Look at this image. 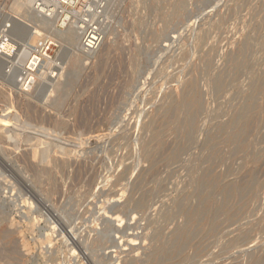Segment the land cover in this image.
I'll return each mask as SVG.
<instances>
[{"label": "rangeland", "instance_id": "374dc122", "mask_svg": "<svg viewBox=\"0 0 264 264\" xmlns=\"http://www.w3.org/2000/svg\"><path fill=\"white\" fill-rule=\"evenodd\" d=\"M109 20L54 91L0 60V264H264V0H110Z\"/></svg>", "mask_w": 264, "mask_h": 264}, {"label": "built area", "instance_id": "2783aa9c", "mask_svg": "<svg viewBox=\"0 0 264 264\" xmlns=\"http://www.w3.org/2000/svg\"><path fill=\"white\" fill-rule=\"evenodd\" d=\"M36 12L46 20L57 19L59 30L73 29L81 37L79 51L93 56L103 46L110 27V0H30ZM11 25L7 24L0 34L3 42L13 41ZM15 41V40H14ZM27 64L22 68L14 65L7 69L9 75L17 72L16 84L23 92L33 90L41 81L56 79L64 69L59 59L58 46L51 35L39 36L37 42L23 49Z\"/></svg>", "mask_w": 264, "mask_h": 264}, {"label": "bare ground", "instance_id": "6f19581e", "mask_svg": "<svg viewBox=\"0 0 264 264\" xmlns=\"http://www.w3.org/2000/svg\"><path fill=\"white\" fill-rule=\"evenodd\" d=\"M24 4V5H23ZM21 5V13H18L15 15H8L7 19L8 21H10V25L12 27L11 29V34L12 32L16 33L17 36L20 39V42L18 43V41H7V42H3L1 47H0V60L2 62H4L6 65V67H13L14 65H19L20 68H22L24 65L27 64V57H25L24 55V50L23 49H27L29 48L31 44L32 39L34 38V36H42V35H51L55 38V41L57 43V46L59 51L61 48V51L58 53L59 55V59H61L63 61V65L67 64L65 59H66V55H71L73 56V58H76L78 60H84L86 59V57H93V56H97V55H102V53H104L106 45H107V40L109 37V33L108 30H110V27H108V30L106 32V36H105V41L104 44L102 46V48L95 53L93 56H88V55H84L79 51L80 48V44H81V37L79 36V34L77 33V31L73 30V29H65V30H59L57 28V19L55 20H46L44 19L42 16H40L34 7H32L31 5V1L30 0H24V3ZM32 14H36V16L39 18L37 19L38 21L40 20V22L43 24H38L36 25L35 23H32L34 20V15ZM36 19V18H35ZM35 21V20H34ZM37 22V21H36ZM4 28V27H3ZM1 29V28H0ZM3 33V30H0V34ZM12 36V35H11ZM17 38V37H16ZM18 39V40H19ZM39 39V38H38ZM71 58V57H70ZM72 59V58H71ZM4 64V66H5ZM68 65V64H67ZM75 65V64H74ZM63 68H65L66 71V67L63 66ZM67 71H68V67H67ZM67 71H66V75H67ZM65 73L63 72L62 74L60 73V75L58 77H56V79H47V83L46 84V88L45 91L47 90V88H52V91H54L61 82V78H64L63 76ZM44 81V82H46ZM41 82V81H40ZM39 82V83H40ZM39 83L36 85L38 86ZM41 84V83H40ZM65 84V83H64ZM15 86H19L18 84H14ZM18 88V87H17ZM51 90V89H50ZM49 90V91H50ZM51 91V92H52ZM49 95V94H48ZM189 95V94H188ZM188 99V98H187ZM187 102V101H186ZM191 107L193 108V110L195 111L196 109H198L199 107H201V101L199 99V97L197 95H193L192 99H190L189 101ZM188 104V103H187ZM252 108V107H251ZM181 110V109H180ZM248 115V114H247ZM195 117V116H194ZM183 121V120H182ZM30 122V121H29ZM84 122V121H83ZM240 126V125H239ZM231 128V127H230ZM236 131V130H235ZM244 132V128L242 129V133ZM222 134V133H221ZM227 135V134H226ZM225 135V136H226ZM234 140L233 136L228 137L227 141H232ZM64 154V153H63ZM5 164V163H4ZM6 165V164H5ZM7 167V166H6ZM11 168V167H10ZM8 171V170H7ZM9 176V175H8ZM204 183V182H203ZM11 187V186H10ZM203 187V186H202ZM248 187V186H247ZM9 188V187H8ZM16 190V189H15ZM124 191V190H123ZM245 191V190H244ZM246 192V191H245ZM237 195V194H236ZM22 199V198H21ZM146 200V199H144ZM232 200V199H231ZM147 202V201H146ZM141 205V204H140ZM221 213V212H220ZM205 215V214H204ZM192 220H194V216L192 218ZM19 226V225H18ZM13 227V226H12ZM1 228V227H0ZM10 228V226H9ZM2 229V228H1ZM7 231V230H6ZM184 232V231H183ZM183 241L180 242L178 244L177 250L176 251H180L182 250V248H184L186 245H188L191 242V236H189L187 233L184 234ZM182 240V239H181ZM1 242V241H0ZM177 242V240H176ZM26 244V243H25ZM30 246V245H29ZM26 246L24 245V248ZM175 247V246H174ZM3 249V248H2ZM27 249V248H26ZM186 249V248H185ZM198 249V248H197ZM31 250V249H30ZM200 250V248H199ZM172 251V250H171ZM183 251V250H182ZM12 254H19L20 250L19 247L17 245H15L12 250H11ZM179 252V254H180ZM167 255H165L166 257ZM1 258V257H0ZM4 259V258H2ZM1 259V261H2ZM160 260V259H159ZM153 261V260H152ZM155 261V260H154ZM173 262V260H170L167 263H158V264H171ZM5 263V262H4ZM3 263V264H4ZM9 263V262H8Z\"/></svg>", "mask_w": 264, "mask_h": 264}]
</instances>
